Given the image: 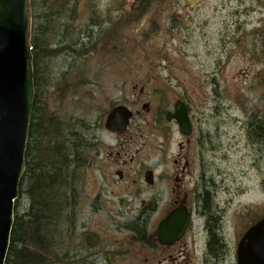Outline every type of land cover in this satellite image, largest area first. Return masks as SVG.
Returning a JSON list of instances; mask_svg holds the SVG:
<instances>
[{
  "label": "flooded vegetation",
  "instance_id": "af4514ba",
  "mask_svg": "<svg viewBox=\"0 0 264 264\" xmlns=\"http://www.w3.org/2000/svg\"><path fill=\"white\" fill-rule=\"evenodd\" d=\"M257 1L264 6L263 0ZM249 2L253 0H219L211 11L216 14L213 23L204 20L195 26V20L205 18L201 0H108L106 6L94 3L89 7L88 24L91 27L97 18L102 25L106 23V34L109 26L118 30L132 25L138 27V39L143 42L182 34L184 29V43H190L194 38L189 28L195 27L198 40L218 44L219 70L230 59L245 55L247 68L236 70L232 84L224 83L226 88L248 86L255 94L247 102L248 117L238 123L251 151L252 168L262 174L264 186V142L259 141L264 139V20L250 21L255 12ZM226 3L234 4L232 21L223 24L217 7ZM220 23L217 31H212L213 37L202 31L206 25L211 28ZM153 51L146 57L157 62H153L154 74L145 75L143 81L128 84L122 80L117 85L120 91L129 86L134 91L140 88L136 102L142 105L140 109L129 107L134 118L120 136L119 148L82 150L91 155L87 159L90 175L76 183L72 195L73 218L80 222L74 226L76 237L96 241L95 250H90L97 259L95 264H240V245L248 230L264 219V205L232 211L233 193L224 189L229 176L225 179L220 168L208 170L205 123L192 115L187 100H177L157 117L144 115L151 112L146 98L150 89L189 92L201 86L187 73L184 83L180 82L164 64L168 54L161 48ZM179 102L189 113L188 136L181 133L175 118ZM135 120L141 123L136 128ZM146 134H150L151 148Z\"/></svg>",
  "mask_w": 264,
  "mask_h": 264
},
{
  "label": "rangeland",
  "instance_id": "374dc122",
  "mask_svg": "<svg viewBox=\"0 0 264 264\" xmlns=\"http://www.w3.org/2000/svg\"><path fill=\"white\" fill-rule=\"evenodd\" d=\"M100 3L106 6L108 0H100ZM201 5L200 10L205 18L195 20V26H199L204 20L213 23L212 17L216 14L211 11L216 5H219V0H201ZM233 6L234 4L230 6L226 3L225 7H217L220 10L219 14L222 15L223 24L228 21L231 23L230 14ZM248 6L255 12L250 21L264 20V6H261L257 0L249 2ZM135 13L132 15L136 16ZM79 15L87 16L86 13ZM83 18L81 21L78 19L74 26L79 27L84 21ZM222 23L212 25L211 28L206 25L207 29H202V31L208 33L207 37H213L212 31L215 33L216 28ZM182 25L188 27L191 23H183ZM106 27V23H103V28ZM115 28L116 26L108 27L107 40L104 41L109 42V48L105 55L100 59H93L88 66L91 74L89 81L87 79L88 84L84 88H80L76 95H69L64 98L67 100L63 106H58L59 103H56L51 97L52 95L55 97V92H53L50 82L58 70L62 68L63 57L53 62L55 70L50 71L52 78L45 77L47 80L43 94L46 101L60 111V115L66 117L67 121H79L84 126L90 127V134H96L99 140V149L97 150L119 148L118 145L122 142L120 137L108 133L105 129V121L109 111L118 105H125L134 109H140L142 105L138 106L136 102L140 88L134 91L129 86L125 91H120L117 90V85H120L122 80L128 84L134 80L143 81L145 75L153 73L155 68L153 62L154 65L157 62L147 58L146 54L153 53V49L161 48V51L167 53L169 58L164 61V64L174 75H177L180 82L184 83L187 73L191 76L193 83L197 82L201 86L189 92H155L150 89L146 93V98L151 103V112L144 115L148 118L157 117L160 112L165 111L164 113H166L167 108H172L177 100H187L192 108V115L201 118V123H205L208 170L214 171L216 168H220L222 172L224 171L225 179L229 176V181L224 184V189L229 188L233 193L234 206L232 211H242L248 205L262 207L264 205V186L261 185L262 174L252 168L251 151L247 146L244 134L241 132L242 126L238 123L243 122L244 118L248 117L247 102L252 100L255 94L248 90V86L242 89L225 87V83L230 85L234 82L237 69L247 68L246 56L230 59L228 65L219 70L217 63L219 57L216 56L218 44L214 40L209 43L198 40L199 34L195 31V27L189 28V32L192 33L191 37L194 38L190 43H184V38L187 36L184 29L182 34L164 35L162 39L160 38L156 42L152 37L151 41L153 42H143L138 39V27L128 25L127 28L118 30ZM164 29H168L167 22L164 23ZM172 40L178 43L174 45ZM83 59L85 58L83 57ZM75 60L74 64H78L79 70L86 63ZM138 125L141 123L135 120L134 128ZM145 136L150 138V134ZM128 140L129 137H127ZM148 148H151V138ZM89 175L88 171L85 176L86 180H88ZM220 197L225 196L220 194ZM19 202L20 205L21 203L25 205L27 201L20 198ZM90 256H94L93 253Z\"/></svg>",
  "mask_w": 264,
  "mask_h": 264
},
{
  "label": "trees",
  "instance_id": "16d2710c",
  "mask_svg": "<svg viewBox=\"0 0 264 264\" xmlns=\"http://www.w3.org/2000/svg\"><path fill=\"white\" fill-rule=\"evenodd\" d=\"M97 2L100 0H31L36 95L26 171L20 183V198L27 202L20 205L16 201L6 264H92L88 254L92 247L95 250L96 241L76 237L74 226L80 222L73 218L72 195L89 169L87 159L91 155L82 150L99 149V140L82 122L67 121L43 93L50 71L55 70V60L63 57L64 61L50 81L55 92L51 97L60 104L89 81L90 62L107 52V34L97 18L91 27L88 20L74 26L77 14L90 11L89 7ZM77 58L78 62H86L80 70L74 64ZM259 141L263 144L264 139Z\"/></svg>",
  "mask_w": 264,
  "mask_h": 264
},
{
  "label": "water",
  "instance_id": "95a60500",
  "mask_svg": "<svg viewBox=\"0 0 264 264\" xmlns=\"http://www.w3.org/2000/svg\"><path fill=\"white\" fill-rule=\"evenodd\" d=\"M31 28V0H0V264H6L15 203L26 170L35 99ZM132 117L126 107H117L109 114L106 128L124 133ZM175 118L182 133L189 135L191 125L183 106H177ZM240 249V264H264V219L249 229Z\"/></svg>",
  "mask_w": 264,
  "mask_h": 264
},
{
  "label": "bare ground",
  "instance_id": "6f19581e",
  "mask_svg": "<svg viewBox=\"0 0 264 264\" xmlns=\"http://www.w3.org/2000/svg\"><path fill=\"white\" fill-rule=\"evenodd\" d=\"M95 4H98V2L97 3H95ZM86 14H87V16L85 17L84 15H82V16H80L79 14H77L78 15V18H79V20L81 21V19H82V17H84L83 19H84V21H83V23H81V24H84L85 22H86V20H88V11L87 12H85ZM81 17V18H80ZM87 84H88V82H87ZM65 104V102H63L62 104L60 103L58 106H63ZM33 110V109H32ZM60 112V111H59ZM31 119H32V117H31ZM19 195H21L20 194V188H19ZM14 223H15V221H14ZM14 227V226H13ZM13 230V229H12ZM85 238V237H84ZM79 239L82 241V239L83 238H80L79 237ZM79 239L77 240V241H79ZM10 244H11V242H10ZM10 248V247H9ZM9 252V251H8ZM91 252V251H90ZM91 253H93V252H91ZM91 253H89L88 255H89V258L90 259H92L93 261H91L92 262V264H95V262H96V258L94 257V256H90L91 255ZM8 255V254H7ZM94 255V254H93ZM7 259V258H6Z\"/></svg>",
  "mask_w": 264,
  "mask_h": 264
}]
</instances>
